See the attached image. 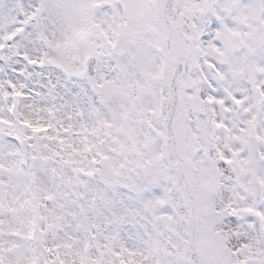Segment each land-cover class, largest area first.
Segmentation results:
<instances>
[{
    "label": "snow or ice",
    "instance_id": "1",
    "mask_svg": "<svg viewBox=\"0 0 264 264\" xmlns=\"http://www.w3.org/2000/svg\"><path fill=\"white\" fill-rule=\"evenodd\" d=\"M0 264H264V0H0Z\"/></svg>",
    "mask_w": 264,
    "mask_h": 264
}]
</instances>
